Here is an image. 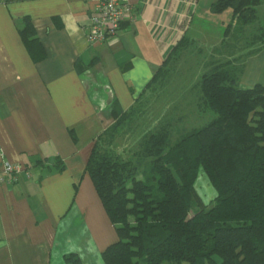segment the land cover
Returning a JSON list of instances; mask_svg holds the SVG:
<instances>
[{
    "label": "crops",
    "instance_id": "crops-1",
    "mask_svg": "<svg viewBox=\"0 0 264 264\" xmlns=\"http://www.w3.org/2000/svg\"><path fill=\"white\" fill-rule=\"evenodd\" d=\"M215 1L130 0L134 17L91 43L92 0H0V172L3 161L24 166L0 182V264H65L71 252L105 264L119 237L86 164L114 121L109 95L131 110L179 40H195L196 14L215 15ZM27 21L44 57L21 37ZM244 65L241 88L264 84V45Z\"/></svg>",
    "mask_w": 264,
    "mask_h": 264
},
{
    "label": "trees",
    "instance_id": "trees-1",
    "mask_svg": "<svg viewBox=\"0 0 264 264\" xmlns=\"http://www.w3.org/2000/svg\"><path fill=\"white\" fill-rule=\"evenodd\" d=\"M262 2L211 5L215 14L231 9L232 18L194 84L199 112L215 113L204 125L173 143L174 124L166 116L138 138L128 156L114 146L140 101L165 82L191 45L186 34L131 110L110 103L114 121L95 140L86 164L119 237L102 252L105 264H264V84L240 87L244 58L264 45V24L251 27ZM20 34L34 54L38 38L29 21ZM249 35L252 41L239 50L238 41ZM237 49L241 55L230 58ZM39 51L35 55L44 57L42 46ZM200 171L217 191L210 204L196 188ZM64 259L84 264L75 252Z\"/></svg>",
    "mask_w": 264,
    "mask_h": 264
},
{
    "label": "rangeland",
    "instance_id": "rangeland-1",
    "mask_svg": "<svg viewBox=\"0 0 264 264\" xmlns=\"http://www.w3.org/2000/svg\"><path fill=\"white\" fill-rule=\"evenodd\" d=\"M258 9L259 18L251 26L252 28L264 24V0ZM231 16V9L211 17L196 14L191 30L195 40L183 52L181 60L174 66L165 82L157 84L155 89L140 101L133 114V119L122 127L123 134L114 145L116 151L128 156L135 148L138 138L166 116L170 117L174 124L171 139L173 143L180 138L182 133L192 127L204 125L215 116L213 111L199 112L197 107L198 89L194 88V84L197 82L198 76L205 70V62L213 58L214 47L220 45L224 37V30L228 22L231 21ZM250 36L238 41L239 50L244 44L252 41ZM237 38L236 36V40ZM226 42H229V39ZM233 50L234 48L231 51ZM239 50L237 49V52L230 58L237 57V54L241 55ZM227 56L223 53L220 57L225 59ZM262 82H264V74ZM196 188L207 204H210L217 194L203 171H200ZM183 264L189 263L184 262Z\"/></svg>",
    "mask_w": 264,
    "mask_h": 264
},
{
    "label": "built area",
    "instance_id": "built-area-1",
    "mask_svg": "<svg viewBox=\"0 0 264 264\" xmlns=\"http://www.w3.org/2000/svg\"><path fill=\"white\" fill-rule=\"evenodd\" d=\"M92 1L94 8L90 13V25L87 30V38L91 43L115 37L121 30L123 21L134 17L130 0ZM1 169L3 173L0 172V182H14L24 170V166L3 161Z\"/></svg>",
    "mask_w": 264,
    "mask_h": 264
},
{
    "label": "water",
    "instance_id": "water-1",
    "mask_svg": "<svg viewBox=\"0 0 264 264\" xmlns=\"http://www.w3.org/2000/svg\"><path fill=\"white\" fill-rule=\"evenodd\" d=\"M112 100H113V96H112V94H110L109 98H108V104H110L112 102Z\"/></svg>",
    "mask_w": 264,
    "mask_h": 264
}]
</instances>
